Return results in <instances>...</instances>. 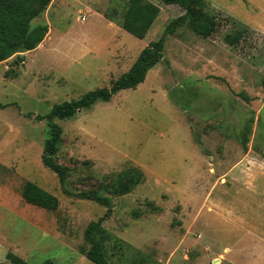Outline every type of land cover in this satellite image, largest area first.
<instances>
[{
	"label": "rangeland",
	"instance_id": "obj_1",
	"mask_svg": "<svg viewBox=\"0 0 264 264\" xmlns=\"http://www.w3.org/2000/svg\"><path fill=\"white\" fill-rule=\"evenodd\" d=\"M144 1L158 14L137 38L121 26L126 0H52L34 21L47 26L43 40L22 62H0V264L7 252L28 264H94L83 230L107 208L80 191L111 200L108 264H264V0H205L217 33L177 29L143 82L54 120L71 195L41 161L46 124L36 117L108 87L182 14ZM232 21L248 29L235 47L222 42ZM132 168L141 181L111 194L113 177ZM27 181L57 208L26 204Z\"/></svg>",
	"mask_w": 264,
	"mask_h": 264
},
{
	"label": "trees",
	"instance_id": "obj_2",
	"mask_svg": "<svg viewBox=\"0 0 264 264\" xmlns=\"http://www.w3.org/2000/svg\"><path fill=\"white\" fill-rule=\"evenodd\" d=\"M52 0H0V62L14 56V63L22 62L20 53L33 50L44 38L47 26L34 23L46 10ZM164 5H175L182 14L171 19L165 26L161 36L150 41L136 56L127 71L120 74L108 87L96 88L81 95L78 99L55 104L44 116L46 138L43 142L41 161L57 176L62 190L71 195L65 188L67 170L56 161V154L61 142V128L54 120L71 118L82 109L91 107L96 101L108 102L113 95L123 89L134 88L143 82L146 72L162 59L164 41L174 32L185 27L194 34L209 38L217 33L220 23L210 12L205 0H159ZM158 14V8L144 0H126V10L121 20V26L131 35L141 38L153 23ZM229 32L222 36V42L230 47L237 46L248 31L241 23L232 21ZM264 87V81H263ZM244 98L243 96H241ZM245 99V98H244ZM243 149H246V137L242 139ZM142 174L132 168L116 174L110 181L109 188L113 195H124L141 181ZM77 198L92 201L107 208V213L95 221L89 222L83 230V240L88 245L82 250L83 256L94 264H108L105 253V242L110 234L102 227V222L109 216L111 200L109 197L95 191H80L74 194ZM21 199L29 205L54 211L57 208V198L39 188L32 182H25L20 192ZM8 264H28L11 252L5 255ZM41 264H55L45 260Z\"/></svg>",
	"mask_w": 264,
	"mask_h": 264
}]
</instances>
